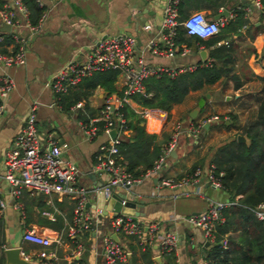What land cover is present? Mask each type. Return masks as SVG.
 Returning <instances> with one entry per match:
<instances>
[{
    "label": "crops",
    "instance_id": "0c3cea01",
    "mask_svg": "<svg viewBox=\"0 0 264 264\" xmlns=\"http://www.w3.org/2000/svg\"><path fill=\"white\" fill-rule=\"evenodd\" d=\"M43 1L50 9L38 35L29 42L24 64L0 67V77L2 73L8 72L14 80V88L0 101V198L5 201V206L0 207V264H9L4 249L11 246H19L20 256L32 264H46L48 261L52 264H102V237L106 234L124 244L128 251L127 259L119 264L167 263L168 259L164 254L156 255L155 246L141 248L135 237L115 233L112 227L115 214L112 209L106 208L108 198L93 192L89 195L88 209L93 214L94 208H102L99 228L86 231L79 238L83 245L81 254L72 255L75 240L69 235L68 229L73 223L75 201L56 193L31 195L24 191L19 197L21 210L15 207L16 199L9 194L8 183L2 176L3 152L10 145L36 99L47 101V108L55 107V111L72 108L71 105L69 109H63L59 102L60 95L47 90L45 82L62 64L76 54L81 55L78 52L87 50L104 36L132 34L137 39V54H142L152 65L174 69L191 64L196 67L206 64L212 60L214 48L228 42L233 58L230 72L233 77L222 76L213 83L190 90L181 102L173 104L169 112L144 106L133 97L126 101L143 119L145 129L155 133V142L159 146L168 141L177 126L180 127L177 144L165 159L162 168L164 175L180 176L197 162L206 170L211 165L213 149L241 134L240 127L246 119L256 115L263 97L264 11L260 1L256 4L254 0H217L219 5L214 11L197 0L187 7L184 14L180 12L181 17L194 10H202L208 18H217L216 15L226 9L228 14L222 15L226 17V23L228 18L233 17L234 9L240 7L244 10L246 21L236 29H220L210 37L195 39L196 36L192 35L190 44L177 41L178 44L188 45L190 51L186 54L176 53L172 57L151 54L145 48L151 36L160 34L163 8L168 0ZM148 23L150 27L145 28ZM215 36L220 38L209 44L208 41ZM216 61L220 64V59ZM236 80L241 82L238 87L234 85ZM78 83L70 89L75 88ZM114 87L115 91L111 94L122 92L123 79L120 73L116 76ZM106 94V89L97 86L89 95L90 106L98 109ZM49 111L42 107L38 112L37 128L42 145L45 146L46 133L51 132L62 148L63 158L79 167L83 184L89 189L101 185L108 175L93 173L91 166L96 159L98 144L106 140L107 136L100 133L94 139L86 140L79 124L83 119L77 115V111L73 125L52 121ZM215 115L218 117L214 118ZM39 120L44 121L43 124ZM201 121L204 123L196 135L188 132L189 123L199 124ZM132 133L133 129L129 128L119 137L122 139ZM244 141H249L246 136ZM188 188L189 195L173 197L171 188L158 187L154 178H148L131 185L129 189L116 187L113 192H126L128 199L140 202L135 208L138 211L135 219L143 226L159 222L164 228L175 231L178 236V247L174 252L176 264H191L192 260L204 264L209 242H204L202 230L189 224L184 217L204 210L210 200L228 202L230 194L224 188L213 187L204 180L192 183ZM104 209L107 210L106 213ZM32 227L50 235L54 239L53 243L42 246L24 240V232ZM58 235L61 237L60 241L55 240ZM41 251L47 254L40 256Z\"/></svg>",
    "mask_w": 264,
    "mask_h": 264
},
{
    "label": "built area",
    "instance_id": "2783aa9c",
    "mask_svg": "<svg viewBox=\"0 0 264 264\" xmlns=\"http://www.w3.org/2000/svg\"><path fill=\"white\" fill-rule=\"evenodd\" d=\"M34 1L43 8L36 22H32L30 19V8L26 0H0V67L8 68L24 64L29 42L42 28L50 9L43 0ZM50 1L58 2L59 0ZM254 1L259 4V0ZM180 2L181 0H168L164 5L160 34L151 36L145 44L146 50L151 54L172 57L176 53H188L190 47L185 44H178L176 40L178 27L183 26L189 35L205 38L197 33H192L185 26L190 20L195 23L198 19L197 16H203L208 27L214 25L217 28L216 32L207 37L217 34L226 21L225 16L208 18L202 10H194L185 17H181ZM4 25H9V29L2 28ZM144 27L149 28L150 24L148 23ZM136 45L137 39L132 34L117 33L104 36L87 50L78 52L81 55L76 54L62 64L45 82V86L51 88L55 95H60L75 86L82 77L95 71L113 69L121 74L123 79L121 94H106L95 114L90 115L84 109L83 100H78L72 105V109L77 111L80 109L87 117V120L79 121L81 131L87 140L94 139L100 133L107 136L106 140L98 144L96 159L91 166L93 173L108 175L105 182L92 189L79 184V167L63 158L62 148L51 132L46 133L45 146L42 145L36 126V101L32 103L21 127L2 155V176L8 183L9 194L16 199L14 205L18 209L21 210L22 208L19 197L24 191L31 195L56 193L75 201L73 223L68 229L69 235L75 240L72 255H80L83 250L79 238L86 231L98 230L99 228V216L102 215L103 210L102 208H94L92 214L91 210L88 209L90 192L102 194L108 198L116 187L129 189L131 185L148 178H154L158 187L171 188L173 197L189 195L188 186L200 180L206 181L213 187L222 188L212 164L206 170L198 165L180 176L170 177L162 173L165 159L177 144L179 126L173 130L168 141L163 144L160 156L154 160L151 167L140 175H133L117 159V144L121 139L119 135L128 131L126 118L119 109L133 95L147 94L144 84L146 78L162 75L173 77L179 71L192 70L196 67L195 64H191L181 69H174L163 65H152L142 54L136 53ZM13 88L12 76L8 72L2 73L0 77V101L9 95ZM217 117V115L214 116V118ZM203 123L204 121L199 124L189 123L188 132L196 135ZM113 128L116 129L115 137L110 135ZM124 195L122 203L128 199L126 192ZM229 203L231 202L210 200L204 210L188 214L184 219L192 226L202 230L204 242H211L214 240L215 226L222 219V209ZM4 206L5 201L0 198V207ZM255 212L264 222V202L257 205ZM112 227L115 233L121 232L124 235L135 237L141 248L155 246L158 256L175 251L178 247V236L175 231L164 228L159 222H152L143 226L131 215L119 212L112 218ZM23 239L42 246H49L54 241L50 235L33 227L24 232ZM55 240L60 241V235ZM221 244L225 247L226 239H222ZM46 254L44 251L39 253L40 256ZM101 254L103 257L102 264H118L127 259L128 251L124 244L112 235L106 234L102 237ZM46 264L52 263L48 261Z\"/></svg>",
    "mask_w": 264,
    "mask_h": 264
},
{
    "label": "trees",
    "instance_id": "16d2710c",
    "mask_svg": "<svg viewBox=\"0 0 264 264\" xmlns=\"http://www.w3.org/2000/svg\"><path fill=\"white\" fill-rule=\"evenodd\" d=\"M204 6L217 10V0H199ZM264 11V0H259ZM30 8V19L36 22L43 8L34 0H26ZM197 0H181L180 12L184 14L187 7ZM246 21L244 10L235 8L233 17L227 19L221 30L236 29ZM192 35L187 34L183 26L178 27L176 40L191 43ZM194 37V36H193ZM220 37L215 36L208 43L216 42ZM199 39V37H195ZM212 52V60L193 70L178 72L175 76H150L145 79L146 95L136 94L132 97L140 104L159 108L169 112L173 104L181 102L190 90L201 88L222 76H232L233 61L229 43L219 45ZM216 59H220V64ZM117 70L108 69L95 71L82 77L78 85L60 94V104L63 109H69L78 100L84 101V109L90 115L98 110L89 104V95L97 86L107 90V94L115 91L114 81ZM262 93L257 113L253 118L246 119L239 133L248 138V142L232 138L217 145L211 155L214 173L220 180L222 188L230 194V202L222 209V219L216 224L214 240L207 245L204 264H264V222L255 210L257 205L264 202V76H262ZM241 84L234 81L235 87ZM120 93V92H119ZM150 93V94H148ZM121 94V93H120ZM126 118L127 128L133 133L120 139L117 144V159L126 170L137 176L151 167L154 160L160 156L162 146L155 142V133L148 132L143 119L126 103L119 109ZM77 115L87 120L79 109ZM198 162L191 169L198 166ZM238 195V197H237ZM226 239L223 247L221 240ZM175 251L165 253L167 263L176 264ZM119 264V263H118ZM191 264H200L195 260Z\"/></svg>",
    "mask_w": 264,
    "mask_h": 264
},
{
    "label": "water",
    "instance_id": "95a60500",
    "mask_svg": "<svg viewBox=\"0 0 264 264\" xmlns=\"http://www.w3.org/2000/svg\"><path fill=\"white\" fill-rule=\"evenodd\" d=\"M228 11L224 9L223 11L219 12L216 17H220L222 15H227ZM2 28L9 29V25H4ZM110 135L112 137L116 136V129L113 128L110 131ZM237 140L238 141H244L245 136L244 134H238L237 135ZM125 197L124 193H117V192H112L108 196V202L106 205L107 209H112L114 214H118L119 212H124V213H129L132 215L133 218H136L138 215V211H135L136 206H138V200L136 199H127L124 203H122V199ZM104 212L106 213L107 210L104 209ZM134 213V214H133ZM20 247L19 246H11L7 247L4 249V253L6 255V259L9 264H32L28 260L24 259L23 257L20 256Z\"/></svg>",
    "mask_w": 264,
    "mask_h": 264
},
{
    "label": "rangeland",
    "instance_id": "374dc122",
    "mask_svg": "<svg viewBox=\"0 0 264 264\" xmlns=\"http://www.w3.org/2000/svg\"><path fill=\"white\" fill-rule=\"evenodd\" d=\"M38 35V33H36L32 38H35L36 36ZM148 38V37H147ZM147 38H145L144 39V41H146L147 40ZM29 46H30V44H29ZM28 51H29V48H28V50H27V52H26V56H27V54H28ZM48 89L47 90H49V91H51L52 92V89L51 88H49V87H47ZM11 92V91H10ZM42 98H38V99H36L37 101V107H36V111H35V113H36V116H37V118H38V112H39V110L42 108V107H45V109H48V110H50L49 111V118L52 120V121H55V122H58V121H60V122H63V123H65V124H68V123H70V124H74L75 122H76V119H75V115H76V111L77 110H75V109H70V110H56L55 111V107L53 108H47L48 107V102L47 101H44V100H41ZM33 101V99L31 100V102ZM40 121V120H39ZM37 122H38V119L36 120V126H37ZM43 122L44 121H40V124H43ZM57 124V123H56ZM75 126V125H74ZM38 129V128H37ZM81 133H82V131H81ZM82 135H83V133H82ZM83 137L85 138V136L83 135ZM86 139V138H85ZM87 140V139H86ZM80 173L78 174V183L79 184H82V185H84L83 184V180L81 179V177H80ZM216 188H220V187H216ZM180 197H183V196H178V198H180ZM215 199V198H214ZM216 201H218V199H216Z\"/></svg>",
    "mask_w": 264,
    "mask_h": 264
},
{
    "label": "clouds",
    "instance_id": "9594fccd",
    "mask_svg": "<svg viewBox=\"0 0 264 264\" xmlns=\"http://www.w3.org/2000/svg\"><path fill=\"white\" fill-rule=\"evenodd\" d=\"M197 20L195 23H192V21H188L186 23V27L191 30L192 33H197L202 37H207L211 35L212 33L217 31V28L213 25L211 27H208L206 22L203 19V16H197Z\"/></svg>",
    "mask_w": 264,
    "mask_h": 264
}]
</instances>
